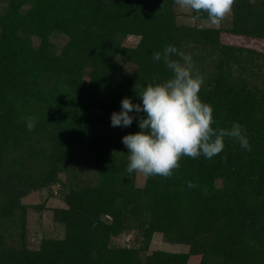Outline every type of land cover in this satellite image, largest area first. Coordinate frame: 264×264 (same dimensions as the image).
Returning <instances> with one entry per match:
<instances>
[{
	"label": "trees",
	"instance_id": "1",
	"mask_svg": "<svg viewBox=\"0 0 264 264\" xmlns=\"http://www.w3.org/2000/svg\"><path fill=\"white\" fill-rule=\"evenodd\" d=\"M209 23L175 0H0V264H264V51L221 39H264V0ZM167 44L204 77L213 127L239 123L251 150L225 138L211 159L182 156L171 178L138 184L122 143L137 121L110 117L171 76L152 58ZM29 208L49 209L52 229L31 230ZM155 235L185 250L150 249Z\"/></svg>",
	"mask_w": 264,
	"mask_h": 264
},
{
	"label": "clouds",
	"instance_id": "2",
	"mask_svg": "<svg viewBox=\"0 0 264 264\" xmlns=\"http://www.w3.org/2000/svg\"><path fill=\"white\" fill-rule=\"evenodd\" d=\"M235 0H175L182 9L207 13L211 24L219 26L232 11ZM178 57L174 59L173 57ZM155 62H163L171 76L159 83L151 82L136 92L142 103H133L130 98L121 99L119 112L111 113L113 127H130L135 118L139 131L122 137L128 149L127 172L133 171L145 177L171 178L173 170L180 167L182 156L211 159L224 149V139L239 142L251 150L244 130L239 123L230 128H214L212 107L200 99L199 92L204 77L195 71L190 54L167 44L162 51L153 53ZM155 79V78H154ZM130 113H135L130 115ZM143 113V115H139ZM29 131L35 126L34 117H26ZM226 161V157L222 158ZM188 187L195 185L189 181Z\"/></svg>",
	"mask_w": 264,
	"mask_h": 264
},
{
	"label": "rangeland",
	"instance_id": "3",
	"mask_svg": "<svg viewBox=\"0 0 264 264\" xmlns=\"http://www.w3.org/2000/svg\"><path fill=\"white\" fill-rule=\"evenodd\" d=\"M209 24H211V22ZM221 39L229 43L243 44L264 51V39L240 37L230 34H222ZM137 41H138V37L129 35L124 39V44L128 46H134L137 43ZM143 176H144L143 174L138 173V177H137L138 184L142 183ZM40 200H41L40 195L33 194L30 197H28L25 201L27 203L34 204V203H38ZM48 205L51 207L63 206V203L57 199H51L48 202ZM27 222L31 230L37 229L39 225L44 227L46 231H49L53 227L52 219H51V211L49 209H45L38 217V214L35 211H33L31 208H29L27 210ZM56 232L58 233V230H56ZM132 238H133L132 233H123L122 235L113 238V240L115 243L123 244V243H129L132 240ZM29 240L32 245L36 244L38 241V239L35 236H32V234L30 235ZM150 249L153 250L164 249L168 251L185 250L184 247L163 242L162 237L160 235H155L153 237L152 242L150 244Z\"/></svg>",
	"mask_w": 264,
	"mask_h": 264
}]
</instances>
